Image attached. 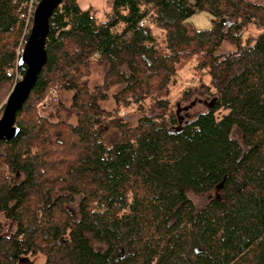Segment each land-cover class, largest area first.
<instances>
[{
    "label": "trees",
    "instance_id": "trees-1",
    "mask_svg": "<svg viewBox=\"0 0 264 264\" xmlns=\"http://www.w3.org/2000/svg\"><path fill=\"white\" fill-rule=\"evenodd\" d=\"M24 2L0 0V89L9 72H24L16 57ZM203 11L216 21L197 31L189 18ZM249 26L257 34L244 39ZM223 42L233 51L220 53ZM45 51L15 115L19 134L0 141L1 159L21 178L0 179V213L16 223L15 234L0 240V264H23L37 253L44 264H264V3L110 0L99 21L92 8L61 0ZM90 60L104 68L93 91L82 80ZM192 60L215 93L190 121L158 100L165 114H144L129 130L128 121L100 108L103 88L116 84L139 107V97L167 95ZM63 86L74 90L64 119L74 113L75 125H64L62 103L47 99ZM43 102L58 123L36 114ZM219 111L226 113L217 118ZM25 113L35 115L34 126L19 120ZM42 168L51 173L44 177ZM211 190L217 196L196 213L187 193ZM75 195L77 221L62 207Z\"/></svg>",
    "mask_w": 264,
    "mask_h": 264
},
{
    "label": "rangeland",
    "instance_id": "rangeland-1",
    "mask_svg": "<svg viewBox=\"0 0 264 264\" xmlns=\"http://www.w3.org/2000/svg\"><path fill=\"white\" fill-rule=\"evenodd\" d=\"M191 2V0H188ZM251 3L255 4H263L264 0H249ZM78 6L81 9H89L92 8L94 11L95 17L99 21L106 20V15L110 12V0H77ZM215 18L207 12H197L189 18V23L192 27L197 31H204L209 30L212 25L215 23ZM154 32L159 33L158 30L154 29ZM257 34L256 28L254 26H249L247 32L243 34V38H247L250 36H255ZM23 30L21 33V37L19 39L17 48H16V57L17 54L20 53L21 48H23ZM234 46L229 43L223 42L220 47V53L225 54L228 52L233 51ZM195 61L187 62L183 67L178 70L176 81L173 84L169 85V92L165 96H154L153 98H140V105L133 100L130 99L128 94L121 93L123 86L121 84H116L114 86L103 88L102 95L104 100L99 102L100 108L104 111L109 113H114L119 116V118L128 121L127 129L131 130L135 126H138L139 120L145 114L147 116H155V115H163L165 114L164 109H159L156 104L158 100H166L168 102L169 111L172 110L178 118L182 120V122H187L193 119L197 114L203 113L207 111L210 103L213 99L214 88L210 83V78L206 74L205 70H194ZM87 70L85 73V77L82 80H86L88 89L93 91L96 87L102 86L103 77H104V68L103 66L99 65L96 60H90L88 62ZM21 69L16 68L13 72H9L11 74V80L8 82L2 89H0V117L3 112V107L10 93L13 85L18 82L22 74L20 73ZM189 90L192 94L190 96L183 97V91ZM74 93V90L66 89L65 86L60 88L57 95L52 96L51 94L47 95V99L53 101L54 99H58L59 102L62 103V110L59 113L61 116L58 115L55 117V110L52 105H47V103L43 102L45 105L39 106L37 109L38 113L47 119L49 124H56L58 123V118H61L64 125H75L76 124V117L74 113H70L67 119H64L65 109L68 110L70 108L71 98ZM115 97L120 100L117 104L115 102ZM126 100H130L128 102L129 105L124 104ZM47 102V101H46ZM58 102V103H59ZM31 105H37V101H30ZM57 106V105H55ZM225 111H219L216 113L217 118H220L224 115ZM24 114L20 116L19 120L23 122V120L29 125L34 126V114ZM25 118V119H24ZM62 125V124H61ZM55 126L56 128L61 127ZM121 132V131H119ZM232 138L235 139L243 148V144L241 142V135L238 133L237 130H233ZM5 148L0 145V179H4L7 181H20L21 178L19 176L13 175V173L7 168V165L1 159V152ZM244 150V148H243ZM41 172L44 177H47L51 173L46 169H41ZM188 198L191 200L195 212L197 213L200 211L206 203L217 196L216 190H211L207 193L202 194H194L191 192L187 193ZM79 202H80V195L73 196V199L70 201H66L63 203L62 207L64 210L74 219L75 221L79 218ZM16 231V223L13 220H9L5 218V216L0 213V240H5L10 238L12 235L15 234ZM95 248H104L103 245L94 242ZM45 258L43 255L37 253L34 256H27V259L23 264H44Z\"/></svg>",
    "mask_w": 264,
    "mask_h": 264
},
{
    "label": "water",
    "instance_id": "water-1",
    "mask_svg": "<svg viewBox=\"0 0 264 264\" xmlns=\"http://www.w3.org/2000/svg\"><path fill=\"white\" fill-rule=\"evenodd\" d=\"M60 1L40 0L37 4L29 34L17 60V65L24 67V72L8 94L0 117V141H12L19 134L15 115L22 109L47 62L45 40L48 34V20Z\"/></svg>",
    "mask_w": 264,
    "mask_h": 264
},
{
    "label": "built area",
    "instance_id": "built-area-1",
    "mask_svg": "<svg viewBox=\"0 0 264 264\" xmlns=\"http://www.w3.org/2000/svg\"><path fill=\"white\" fill-rule=\"evenodd\" d=\"M39 1L40 0H25V2L23 3L24 12L21 15V18L23 19V45L25 43L27 35L29 34L33 15ZM22 49L23 48H21L20 53L17 54V58H19V56L21 55Z\"/></svg>",
    "mask_w": 264,
    "mask_h": 264
}]
</instances>
